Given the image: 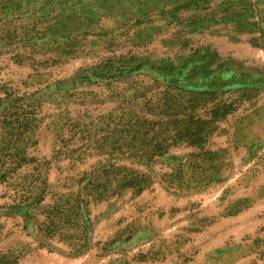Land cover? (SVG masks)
<instances>
[{
	"label": "rangeland",
	"instance_id": "374dc122",
	"mask_svg": "<svg viewBox=\"0 0 264 264\" xmlns=\"http://www.w3.org/2000/svg\"><path fill=\"white\" fill-rule=\"evenodd\" d=\"M0 264H264V0H0Z\"/></svg>",
	"mask_w": 264,
	"mask_h": 264
},
{
	"label": "trees",
	"instance_id": "16d2710c",
	"mask_svg": "<svg viewBox=\"0 0 264 264\" xmlns=\"http://www.w3.org/2000/svg\"><path fill=\"white\" fill-rule=\"evenodd\" d=\"M152 147H153V149L151 151V154L153 152H156L157 156H159L160 155L159 145H153ZM41 199H42V190H39V191H37V193H35L34 200L32 203H39V201ZM76 206H78V205L76 204ZM76 206L75 205L69 206L66 203H64V204H60L58 207H56V209H55L56 215H53L54 219H52L53 216L50 219H48L47 224H49V225L48 226L45 225V230H47V228L49 230H53V231L56 230L57 226H59L60 217H62V219L65 220L64 216H66V213L68 211H73L74 209H78V207H76Z\"/></svg>",
	"mask_w": 264,
	"mask_h": 264
}]
</instances>
